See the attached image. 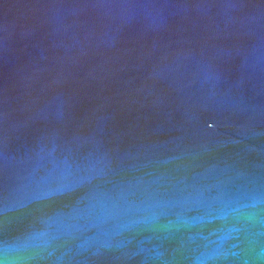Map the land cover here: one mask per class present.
<instances>
[{
    "label": "water",
    "instance_id": "water-1",
    "mask_svg": "<svg viewBox=\"0 0 264 264\" xmlns=\"http://www.w3.org/2000/svg\"><path fill=\"white\" fill-rule=\"evenodd\" d=\"M0 264H264V0H0Z\"/></svg>",
    "mask_w": 264,
    "mask_h": 264
}]
</instances>
